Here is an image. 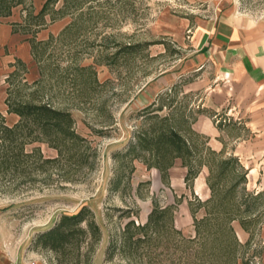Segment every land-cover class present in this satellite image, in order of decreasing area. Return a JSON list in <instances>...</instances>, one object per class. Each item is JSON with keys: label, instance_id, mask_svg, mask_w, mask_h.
Returning <instances> with one entry per match:
<instances>
[{"label": "rangeland", "instance_id": "obj_1", "mask_svg": "<svg viewBox=\"0 0 264 264\" xmlns=\"http://www.w3.org/2000/svg\"><path fill=\"white\" fill-rule=\"evenodd\" d=\"M235 2L264 19V0L0 3V27L28 38L33 57L25 64L6 49L14 60L0 73V264H264V187H250L229 142L250 140V117L234 100L214 110L205 91L186 90L193 28ZM27 105L61 115L24 123L16 111ZM202 114L222 131V152L193 130ZM164 127L190 144L196 177L186 181L181 157L162 174L145 150ZM84 206L100 237L87 234L69 256L37 245ZM155 210L162 229L148 226ZM129 224L132 240L144 227L147 240L123 250Z\"/></svg>", "mask_w": 264, "mask_h": 264}, {"label": "crops", "instance_id": "obj_2", "mask_svg": "<svg viewBox=\"0 0 264 264\" xmlns=\"http://www.w3.org/2000/svg\"><path fill=\"white\" fill-rule=\"evenodd\" d=\"M191 34L193 55L186 62L185 73H194L196 78L186 90L205 91L204 106L214 110L234 100L246 111L250 140L236 135L229 142L248 167L250 187H264V19L242 12L236 2L230 3L216 17L200 21ZM6 49L25 64L33 60L28 38L11 27H0V73L14 60ZM176 78L169 77L162 85L174 83ZM193 130L207 137L213 150H224L223 133L209 116L200 115ZM200 186L198 191L207 195L203 181Z\"/></svg>", "mask_w": 264, "mask_h": 264}, {"label": "trees", "instance_id": "obj_3", "mask_svg": "<svg viewBox=\"0 0 264 264\" xmlns=\"http://www.w3.org/2000/svg\"><path fill=\"white\" fill-rule=\"evenodd\" d=\"M11 1V0H9ZM4 0H0L3 3ZM17 110V109H16ZM18 112L23 118V122L27 123V119L32 117H37L41 127H47L51 124L49 117L54 115L55 117L60 116L61 113L58 111L50 110L45 106H25L22 109H18ZM22 122V123H23ZM147 143L146 149L149 154L154 157L156 161V167L160 169L162 174H166L167 170L173 165V161L176 158H184L186 160V165L189 167L188 175L186 181L194 178L198 175V171L191 167L190 161L186 157H191L193 155L190 144L174 129L172 128H162L158 135L149 139H144ZM137 145L131 144L126 152V155L136 151ZM164 214L162 211L155 210L148 221V226L151 229H162L163 228V218ZM92 215V212L87 206H84L75 214L62 216L60 222L56 224L53 228L42 232L38 236L37 245L45 246L47 249L60 254L63 256H69L73 254L75 247L78 246L87 234H91L93 238L100 237V229L93 220H88ZM87 223L86 227L83 228V224ZM131 224L125 229L123 237V250L133 244L135 248L138 247L140 242L147 240L148 230L147 228L140 229L143 233L139 239L132 240ZM117 247L111 248L109 252L108 260L111 259L116 252Z\"/></svg>", "mask_w": 264, "mask_h": 264}]
</instances>
